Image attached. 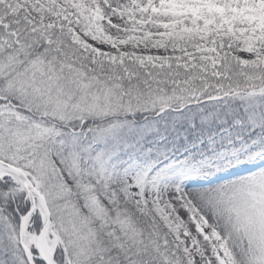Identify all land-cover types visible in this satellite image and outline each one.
I'll return each mask as SVG.
<instances>
[{
    "label": "snow or ice",
    "instance_id": "snow-or-ice-1",
    "mask_svg": "<svg viewBox=\"0 0 264 264\" xmlns=\"http://www.w3.org/2000/svg\"><path fill=\"white\" fill-rule=\"evenodd\" d=\"M0 264H264V0H0Z\"/></svg>",
    "mask_w": 264,
    "mask_h": 264
}]
</instances>
